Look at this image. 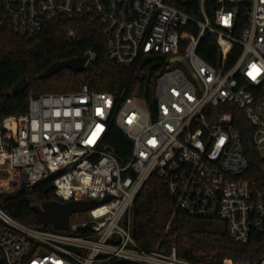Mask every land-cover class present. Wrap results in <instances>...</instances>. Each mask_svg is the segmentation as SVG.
I'll use <instances>...</instances> for the list:
<instances>
[{"label": "built area", "instance_id": "1", "mask_svg": "<svg viewBox=\"0 0 264 264\" xmlns=\"http://www.w3.org/2000/svg\"><path fill=\"white\" fill-rule=\"evenodd\" d=\"M215 1L214 16L199 19L166 0H0V28L34 35L57 18L83 17L100 26L110 60L135 68L153 57L158 65L155 108L154 98L95 91L84 81L77 91L30 96L25 114L0 116L2 190L52 178L62 202L109 197L57 230L22 223L0 206V264H200L175 246L148 250L134 238L132 206L153 174L181 209L225 222L235 242L264 234V183L244 177L250 163L234 124L241 113L252 124L264 159V0ZM240 14L247 21L238 36ZM190 22L199 32L179 53ZM207 32L218 42L215 65L199 53ZM76 34L70 27L68 36ZM112 126L132 142L125 162L108 143ZM228 261L264 264V256Z\"/></svg>", "mask_w": 264, "mask_h": 264}, {"label": "trees", "instance_id": "2", "mask_svg": "<svg viewBox=\"0 0 264 264\" xmlns=\"http://www.w3.org/2000/svg\"><path fill=\"white\" fill-rule=\"evenodd\" d=\"M196 18L204 14L212 18L218 4L215 0H166ZM236 35L246 24V16L239 15ZM70 27L77 31L68 36ZM199 32L193 22L181 28L179 53L184 45ZM240 47L236 45L230 63ZM218 42L207 32L199 53L209 62L217 64ZM91 54L93 57L82 72L64 68L46 79L38 76L52 63L74 56ZM153 57H143L133 68L119 64L107 57L106 38L100 26L83 17H60L49 22L34 35H20L10 26L0 28V116L20 115L28 112L29 97L47 92L77 91L84 81L95 91H111L128 95H140L151 101L155 96V80L158 65ZM28 85L24 92L13 95L11 90L24 76ZM148 88L144 90V85ZM234 124L241 133V145L250 166L245 178L264 183V159L254 146V127L241 114H236ZM117 157L125 162L131 152L132 142L120 130L112 126L108 138ZM37 197V201L34 200ZM53 179L46 178L31 188L0 195V205L17 220L27 225L57 230L53 225L39 222L32 205L44 200H57ZM132 233L137 243L148 250L170 253L177 248L180 258L200 264H224L227 258L234 262H256L264 256V234L252 231L250 241L241 244L231 237L227 225L215 218L192 216L181 209L163 180L153 174L137 195L131 210ZM227 264H230L228 261Z\"/></svg>", "mask_w": 264, "mask_h": 264}, {"label": "water", "instance_id": "3", "mask_svg": "<svg viewBox=\"0 0 264 264\" xmlns=\"http://www.w3.org/2000/svg\"><path fill=\"white\" fill-rule=\"evenodd\" d=\"M89 54L82 56H74L65 60L56 61L50 64L38 77L40 79H46L52 75L58 73L64 68H69L74 72H82L87 66L89 60ZM176 59V58H175ZM187 64V63H186ZM28 85L27 76L24 75L13 87L11 93L18 95L24 92ZM153 108L156 107V99L152 100ZM107 197L103 201L98 200H75L69 202H62L60 200H44L34 203L32 209L37 213L38 220L43 225H53L55 229H64L70 220L73 213L79 211H88L89 209L99 205L106 201ZM37 201V197H34Z\"/></svg>", "mask_w": 264, "mask_h": 264}, {"label": "rangeland", "instance_id": "4", "mask_svg": "<svg viewBox=\"0 0 264 264\" xmlns=\"http://www.w3.org/2000/svg\"><path fill=\"white\" fill-rule=\"evenodd\" d=\"M18 189H14V190H12V191H17ZM12 191H10V190H7V191H4V190H2L1 189V185H0V195H2V194H5V193H8V192H12ZM1 207H3L2 205H0ZM88 217V213H87V211H79V212H75V213H73L72 215H71V218H70V220H71V222H73V221H75V220H78V219H85V218H87ZM221 223L222 224H224V222L223 221H221Z\"/></svg>", "mask_w": 264, "mask_h": 264}]
</instances>
